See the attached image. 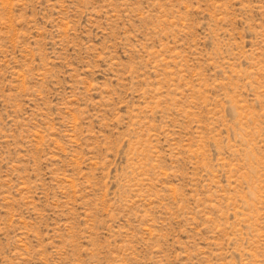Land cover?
<instances>
[{
    "label": "rangeland",
    "instance_id": "rangeland-1",
    "mask_svg": "<svg viewBox=\"0 0 264 264\" xmlns=\"http://www.w3.org/2000/svg\"><path fill=\"white\" fill-rule=\"evenodd\" d=\"M0 264H264V0H0Z\"/></svg>",
    "mask_w": 264,
    "mask_h": 264
}]
</instances>
